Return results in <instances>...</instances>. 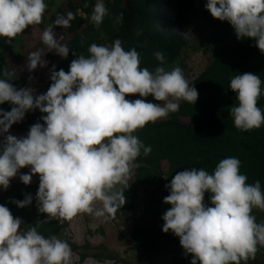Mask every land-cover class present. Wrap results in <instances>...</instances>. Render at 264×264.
I'll list each match as a JSON object with an SVG mask.
<instances>
[{
  "label": "clouds",
  "instance_id": "9594fccd",
  "mask_svg": "<svg viewBox=\"0 0 264 264\" xmlns=\"http://www.w3.org/2000/svg\"><path fill=\"white\" fill-rule=\"evenodd\" d=\"M47 7L46 0H0V38L11 42L29 26L40 25ZM205 9L228 22L238 39H253L264 53V0H207ZM149 10L152 29L169 32L153 19L157 9ZM108 15L105 0H96L93 25L99 28ZM73 19L70 12L57 14L43 30L41 41L49 52L69 56L71 49L59 42L54 27H70ZM122 20L123 13L117 23ZM45 54L44 49L29 53V71L46 66ZM153 55L159 65L149 70L141 67L137 50L125 49L118 38L110 46L93 43L67 72L53 66L50 87L39 95L31 87L17 89L11 83L14 71L0 70V105L12 106L0 109V189L6 191L18 174L24 185L38 175L35 200L38 212L47 216L43 223L21 229V218L0 204V264H71L70 244L55 235L46 238L38 229L50 220L85 213L107 220L126 204L124 189L136 161L152 151L135 135L137 130L167 119L179 111L181 101L194 105L198 99L181 67L168 69L163 52ZM229 88L236 100L230 107L234 126L242 132L264 127V109L258 107L264 95L260 76L239 73ZM136 95L141 99H126ZM149 96L158 103L144 99ZM35 110L43 114L42 123L33 124L26 136L9 134ZM24 168L30 171L21 174ZM165 187L169 195L163 203L170 208L162 216V231L179 238L184 253L192 256L190 264H241L264 247V221L257 222L253 214L264 212V189L259 180L248 182L239 158H223L211 173L195 167L177 172ZM206 193L211 206L205 203ZM32 202L31 194L11 201L20 209Z\"/></svg>",
  "mask_w": 264,
  "mask_h": 264
},
{
  "label": "trees",
  "instance_id": "16d2710c",
  "mask_svg": "<svg viewBox=\"0 0 264 264\" xmlns=\"http://www.w3.org/2000/svg\"><path fill=\"white\" fill-rule=\"evenodd\" d=\"M56 2L59 7L47 10L42 23L34 26L44 30L53 24L57 14L72 13L74 19L70 27H54V32L63 30L59 42L71 50L67 58L55 54V50H47L43 77L46 84L44 91L36 95L46 93L50 87L53 66L56 71L63 69L67 72L72 60L80 54L87 55L93 43L110 46L118 38L125 49L137 50L141 67L149 70L159 65L153 55L157 51L164 53V66L168 69L182 68L192 54L199 51L207 58L206 67L189 82L198 91L195 104L181 101L179 111L171 113L167 119L149 123L135 133L145 145L151 146L152 151L147 157L142 154L137 159L138 166L134 169L132 181H128L129 188L124 189L126 204L111 217L133 222L129 239L131 247L127 259L123 260L125 264H158L159 257L164 255L171 257L168 264H190L192 256L184 253L179 238L162 231V216L170 208L163 203L169 195L165 186L177 172L195 167L211 173L223 158L237 157L248 182L259 180L264 189V127L242 132L234 126L230 107L236 100L235 93L229 88L230 79L239 73H254L264 81V53L255 46L253 39H238L228 22L213 18L205 9L207 0H105L109 15L99 28L90 21L96 0H46L49 6H55ZM149 7L157 9L153 19L169 32L160 34L152 29ZM121 13L123 20L117 23ZM187 30H192L190 38L185 34ZM23 33L11 42L0 38V70L14 71L15 79L11 83L17 89L28 87L27 75L22 68L26 56L18 50ZM41 47L46 46L41 42ZM126 99L141 97L128 96ZM144 99L156 103L151 96ZM11 107L8 103L0 105L4 111H10ZM258 107L264 109V95L258 100ZM42 115L39 110L31 111L11 130L27 134L33 124L42 123ZM37 191V185H24L21 181L11 184L6 191L0 189V204L6 205L14 217L21 218V229L47 219L45 214L38 212ZM27 194L33 197L30 206L20 209L11 203L12 200L22 201ZM209 197L210 194L206 193L205 203H209ZM253 214L257 222L264 221V212L254 210ZM38 230L46 238L55 235L66 240L73 251L79 252V248L71 243L62 220H50ZM91 256L99 263L114 261L117 264L119 261L108 253ZM89 257L87 253L80 254L81 261ZM241 264H264V247L259 249L255 259Z\"/></svg>",
  "mask_w": 264,
  "mask_h": 264
},
{
  "label": "rangeland",
  "instance_id": "374dc122",
  "mask_svg": "<svg viewBox=\"0 0 264 264\" xmlns=\"http://www.w3.org/2000/svg\"><path fill=\"white\" fill-rule=\"evenodd\" d=\"M56 7H59V2H56L55 6L48 5L47 10H53ZM42 32L43 30L36 26L28 29L22 35L21 46H18V50L26 56V60L23 64H21L27 75L28 87L35 89V94L44 91L46 84L45 79L43 78L46 74L45 66H38L34 71H29L27 67V58L30 52L38 49H44V52L46 53L44 60H46L48 49L46 47H41ZM55 33L56 38L60 41L63 37V30L58 29ZM190 33H192V30H187L185 34L190 38ZM207 64V58L199 51L192 54L191 58L185 62L181 69L183 70L187 80L190 82L206 67ZM156 103L158 102L156 101ZM9 134L18 138L27 135L17 133L11 129ZM0 139L3 140V137H0ZM29 171L30 169H21L20 173H28ZM132 177L133 176H131L129 181H132ZM19 181L18 174L16 178L10 181V185ZM132 184L134 183L132 182ZM30 185L39 186L38 175L33 177ZM62 222L67 229V235L69 236L71 243L79 248V252L72 250L73 256L71 264H115L114 261H104L103 263H99L94 256H91L99 253L112 254L113 257L115 256L119 260L117 264H125L123 260L127 259V251L131 247L129 243L133 228V222L131 220H113L111 218L103 220L102 218L97 219L94 216L85 213L79 214L71 220H62ZM82 253H87L90 257L85 261H81L80 254ZM169 262H171V257H167L165 255L159 257L158 259V264H168Z\"/></svg>",
  "mask_w": 264,
  "mask_h": 264
}]
</instances>
